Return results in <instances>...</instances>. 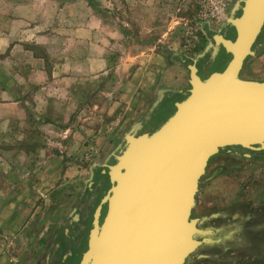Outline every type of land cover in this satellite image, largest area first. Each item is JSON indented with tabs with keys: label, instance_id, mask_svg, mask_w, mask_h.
I'll return each instance as SVG.
<instances>
[{
	"label": "rangeland",
	"instance_id": "rangeland-1",
	"mask_svg": "<svg viewBox=\"0 0 264 264\" xmlns=\"http://www.w3.org/2000/svg\"><path fill=\"white\" fill-rule=\"evenodd\" d=\"M199 2L0 0V104L18 100L27 108L14 124L0 128V182L7 179L15 187L0 192V200L15 203L13 215L4 223L0 219V264H47L55 230L66 223L69 230L93 192L102 190L104 196L111 187L110 182L101 186L107 174L103 171L115 164L131 138L157 129L174 113V104L187 96L188 67L194 64L201 77L225 68L230 56L214 45L212 36L223 33L227 20L240 14L241 2L230 0L227 20L220 22L199 21ZM89 12L99 20V28L91 40L69 45V52L82 62L65 67L67 76L76 79L66 85L68 95L39 91L45 82L37 85L32 75L39 65L24 52L58 61L68 45L60 34L51 53L36 45V39L66 25L85 24ZM234 35L232 31V39ZM11 42L20 46L13 48ZM254 51L240 76L264 81V28ZM179 57L187 63L177 62ZM53 68L57 76L61 66H45L48 74ZM232 152L249 155L239 149L221 151L212 158L202 187L217 167L231 171L232 181L236 164L226 159ZM259 155V161L264 160V154ZM241 167L258 173V192L249 196L251 208L240 211L243 219L252 220L243 226L255 228L264 222V164ZM205 213L196 205L191 218ZM202 227L221 226L214 219ZM251 232L246 230L232 244V255H225L223 247H204L191 257L192 264H264V240L255 241ZM223 238L218 233L214 240Z\"/></svg>",
	"mask_w": 264,
	"mask_h": 264
},
{
	"label": "water",
	"instance_id": "water-1",
	"mask_svg": "<svg viewBox=\"0 0 264 264\" xmlns=\"http://www.w3.org/2000/svg\"><path fill=\"white\" fill-rule=\"evenodd\" d=\"M239 11L227 20L233 39L212 36L230 55L225 68L201 77L190 65V89L174 113L131 138L103 171L111 187L95 209L81 264H186L216 243L218 230L191 218L209 161L225 149L264 152V81L240 76L264 28V0H242Z\"/></svg>",
	"mask_w": 264,
	"mask_h": 264
},
{
	"label": "crops",
	"instance_id": "crops-1",
	"mask_svg": "<svg viewBox=\"0 0 264 264\" xmlns=\"http://www.w3.org/2000/svg\"><path fill=\"white\" fill-rule=\"evenodd\" d=\"M241 1L242 0H233L234 4ZM98 21L99 20L97 19V17L93 15L91 12H89V17L88 19H85V24L83 25L80 24L73 27L66 25L59 28L58 30L54 29L50 33H46L47 35L43 34L39 38H37L36 45L42 46L44 49H47L48 53H51V51L48 50L50 49L52 50V46L55 45L56 43L57 34H60L61 36L60 40L61 41L64 40L63 45L64 46H66V44L68 45L65 49L60 50L58 61L53 62L48 56H35L34 54H31L29 51L24 52L25 54H30V58L33 60L32 63L39 65L37 67V71L32 74L37 77L34 80L37 81L38 83L37 85L43 84L45 82L43 85H41L39 91L46 89L48 91L53 90V93L58 96L68 95L69 91L67 90L66 85L75 83L76 79L73 78L74 75L71 73L68 74L69 76H67L65 67L67 66L73 67L78 64H81L82 62L80 59L79 60L76 59V56H74L73 53L69 52L68 50L69 45L74 43H81L82 40H84L85 38L91 40L93 38V35H95V32L99 28V26L97 25ZM227 33H228V27L223 29V33H219V34H224L226 36ZM18 44H14V42H11L10 46L12 45L13 48H15L17 46H20ZM0 53H4V52H0ZM51 64H54V66H59V67L61 66V70H60L61 72H59V68H58L57 76L55 73V68H53L52 71L50 70L51 72L49 74L47 69H45V66ZM54 94L47 93L46 95L50 97L53 96ZM25 109H27L26 106H21L20 101L18 100H12L8 104H0V121H1L0 128L2 129L3 127L4 129H6L9 125L11 126L12 124H14L13 121L14 118L20 119L21 113H23L22 111H25ZM36 111H37V107H36ZM19 124H21L20 126H22L25 123L20 122ZM1 138L2 136L0 133V139ZM229 158L231 157L227 155L226 159L229 160ZM261 160L262 161H259V159H255V158L253 159L251 156L247 157L246 155L242 154L238 157L231 158V162L236 164L234 166L235 167L234 170H232L236 172L235 175L232 177V181L230 179L231 175H229V172L231 171H228L224 169L223 166H221L223 167V170L218 169V167L214 169L212 171V176H210V178H207V183L205 184V186L202 187L200 182L199 190L196 196V205L201 207L203 211L206 212L202 218H206L207 219L206 221L209 220L214 221L215 219L218 221V223H219L218 219L220 217H223L225 219H233L232 222H234L236 225L240 224V226L242 227V232L240 234L242 235V233L246 231V226H243V224L246 223L247 221L246 218L245 219L242 218L243 216H241L242 213L240 211L242 210L245 211L251 208V200L249 199V196L258 192L257 190L258 188L256 186V182L258 181V175H257L258 173H256L257 171L252 172L251 168L250 170L245 168L244 171H242L241 166L245 165V166L257 168L258 164H264V160L263 159ZM2 161H3V154L0 153V162ZM210 164L207 166V169L210 166ZM215 171L217 173L216 176L213 177ZM8 177H10V175H8L6 178ZM3 188H15V187L13 186L12 181H8L6 179L5 182L3 183L0 182V192L3 191ZM23 188H26V186ZM14 204L15 203L11 201L0 200V219L7 220L11 217V215H13ZM233 210L234 213L232 216H230L229 214ZM4 220L2 221V223H4ZM249 220L252 221L250 218ZM256 227L255 228H253V226L250 227V230L252 231L250 232L252 233V235L255 234L257 237L255 241L264 240V238H262V234L264 232V222H262L261 225ZM60 230L61 232H66L68 228L67 226L60 224L59 228L55 230L56 236L60 234ZM217 230L219 232V229ZM225 237L227 238L228 235L227 236L225 235Z\"/></svg>",
	"mask_w": 264,
	"mask_h": 264
},
{
	"label": "flooded vegetation",
	"instance_id": "flooded-vegetation-1",
	"mask_svg": "<svg viewBox=\"0 0 264 264\" xmlns=\"http://www.w3.org/2000/svg\"><path fill=\"white\" fill-rule=\"evenodd\" d=\"M232 29L229 30L228 28V33L226 34L227 38H231L232 35ZM242 155L241 153L234 154L232 152L231 158H235ZM212 159L209 161L208 165ZM107 177V178H106ZM108 180V181H107ZM106 182H109L108 175L106 174L104 177H102V185L103 188L106 184ZM102 188V189H103ZM102 190H95L93 194L89 197L87 200L88 205L85 206V208L80 210L79 213L75 214L77 215V218L72 220V225H69V230H66V232H61L57 236L53 238L49 245V252L47 255V264H81L82 261V256L83 253L87 249V240H88V235H89V230L92 226L93 222V216L95 209L98 207L100 204L102 198L104 197L102 194ZM106 213V205L103 204L101 207V212L100 216L98 219V223L100 224L103 220V217ZM249 216L246 218L247 222H250ZM220 226L219 235H221L223 240L221 242H217L208 246H204L205 248L211 249V248H222V252L226 255V253H230L232 255V244H235L236 241L238 240L241 232H242V227L240 224L236 225L234 222H232L233 219H225L223 217H220L219 219ZM63 225V224H62ZM67 226V223L65 224ZM70 226H72L70 229ZM65 230V229H64ZM246 230L250 232V227H246ZM62 233V235H61ZM61 235V236H60ZM225 235H228L226 238ZM203 247V248H204ZM196 256V253L192 255L191 257ZM191 257L189 260L186 262V264H192L191 262ZM205 260L210 259V257H204ZM232 264L235 263L234 261H231Z\"/></svg>",
	"mask_w": 264,
	"mask_h": 264
},
{
	"label": "built area",
	"instance_id": "built-area-1",
	"mask_svg": "<svg viewBox=\"0 0 264 264\" xmlns=\"http://www.w3.org/2000/svg\"><path fill=\"white\" fill-rule=\"evenodd\" d=\"M230 0H200L199 21L220 22L226 19Z\"/></svg>",
	"mask_w": 264,
	"mask_h": 264
},
{
	"label": "trees",
	"instance_id": "trees-1",
	"mask_svg": "<svg viewBox=\"0 0 264 264\" xmlns=\"http://www.w3.org/2000/svg\"><path fill=\"white\" fill-rule=\"evenodd\" d=\"M222 51H223V54H224V55L230 56V55L226 54V53L224 52L223 49H222ZM249 59H250V58H249ZM176 60H177V62H180V63L183 64V65L187 63V60H185V59L182 58V57H181V58L179 57V58H177ZM247 61H248V59L246 60V62H247ZM246 62H245V63H246ZM211 72H215V71H211ZM211 72H210V73H211ZM210 73H209V74H210ZM182 99H184V98H182ZM241 151H245V152H247V153H248L253 159H254V158H255V159L262 158V156H260L259 154H261V153L264 154V152H253V151H247V150H242V149H241ZM106 178H107V177H106ZM107 181H108V180H107Z\"/></svg>",
	"mask_w": 264,
	"mask_h": 264
},
{
	"label": "bare ground",
	"instance_id": "bare-ground-1",
	"mask_svg": "<svg viewBox=\"0 0 264 264\" xmlns=\"http://www.w3.org/2000/svg\"><path fill=\"white\" fill-rule=\"evenodd\" d=\"M227 20V19H226Z\"/></svg>",
	"mask_w": 264,
	"mask_h": 264
}]
</instances>
